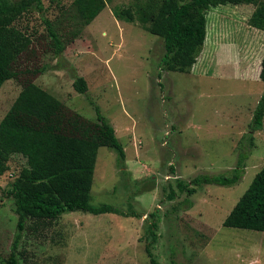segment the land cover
<instances>
[{
    "label": "rangeland",
    "instance_id": "obj_1",
    "mask_svg": "<svg viewBox=\"0 0 264 264\" xmlns=\"http://www.w3.org/2000/svg\"><path fill=\"white\" fill-rule=\"evenodd\" d=\"M73 1L42 0L41 11L16 22L31 44L14 65L18 76L0 88V121L25 81L91 122L98 107L124 148L125 163L121 168L112 150L98 149L91 204L130 208L141 217L73 212L53 222L26 219L19 227L8 191L25 161L13 156L0 174V264L13 251L19 264H149L146 230L155 211L152 253L160 264H264V232L222 225L264 166V119L248 138L264 93L258 76L264 32L250 25L257 5L208 10L196 63L176 73L161 65L160 38L112 15L133 0H104L86 26ZM47 22L64 46L60 55ZM76 76L86 82L84 94L73 87ZM242 154L244 170L234 186H202L189 196L178 191L176 179L228 175Z\"/></svg>",
    "mask_w": 264,
    "mask_h": 264
},
{
    "label": "trees",
    "instance_id": "obj_2",
    "mask_svg": "<svg viewBox=\"0 0 264 264\" xmlns=\"http://www.w3.org/2000/svg\"><path fill=\"white\" fill-rule=\"evenodd\" d=\"M257 5L250 25L264 32V0H133L129 7H114L118 21L136 23L144 31L162 40L164 70L188 73L196 63L207 34V11L221 5ZM76 17L82 26L89 25L104 9V0H74ZM42 10V0H0V88L18 74L14 65L30 44V37L16 26L22 16ZM54 53L63 52V44L49 22L46 23ZM259 79L264 84V56L260 61ZM75 91L84 94L86 82L75 77ZM95 122L70 111L51 94L31 81H25L20 93L0 121V174L11 157L25 161L10 185L18 226L26 219L53 222L62 215L82 212L94 216L115 214L140 218L130 208L123 211L110 204H91V187L100 147L112 150L123 168L125 151L114 128L94 107ZM264 93L253 112L248 138L263 126ZM245 157L238 156L228 175H198L189 182L176 179L179 192L188 196L207 185L231 187L240 179ZM172 170V169H171ZM174 192L168 195L173 199ZM158 214V213H157ZM156 211L146 230L145 254L149 264H160L152 253L158 240ZM223 227L264 232V166L255 175L230 213ZM5 264H19L11 252Z\"/></svg>",
    "mask_w": 264,
    "mask_h": 264
},
{
    "label": "crops",
    "instance_id": "obj_3",
    "mask_svg": "<svg viewBox=\"0 0 264 264\" xmlns=\"http://www.w3.org/2000/svg\"><path fill=\"white\" fill-rule=\"evenodd\" d=\"M260 71V70H259Z\"/></svg>",
    "mask_w": 264,
    "mask_h": 264
}]
</instances>
